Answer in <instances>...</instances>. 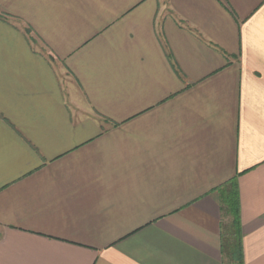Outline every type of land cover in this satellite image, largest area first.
<instances>
[{"label":"crops","instance_id":"0c3cea01","mask_svg":"<svg viewBox=\"0 0 264 264\" xmlns=\"http://www.w3.org/2000/svg\"><path fill=\"white\" fill-rule=\"evenodd\" d=\"M0 264H264V0H0Z\"/></svg>","mask_w":264,"mask_h":264},{"label":"trees","instance_id":"16d2710c","mask_svg":"<svg viewBox=\"0 0 264 264\" xmlns=\"http://www.w3.org/2000/svg\"><path fill=\"white\" fill-rule=\"evenodd\" d=\"M232 190H229L228 193L225 194V205L227 207V212H229L233 218V225L237 224L238 218H237V208H236V187L235 184H232ZM234 225V226H235ZM232 236H236L237 242H238V235L237 232H233ZM237 247V245H236ZM234 254L238 253V248L235 249V251L233 252Z\"/></svg>","mask_w":264,"mask_h":264},{"label":"rangeland","instance_id":"374dc122","mask_svg":"<svg viewBox=\"0 0 264 264\" xmlns=\"http://www.w3.org/2000/svg\"><path fill=\"white\" fill-rule=\"evenodd\" d=\"M227 214V211H226ZM229 225V224H227ZM223 252L225 257V262L230 261L231 255H234V251L236 249L237 245V239L236 236H232L228 231L226 230V223L223 224Z\"/></svg>","mask_w":264,"mask_h":264}]
</instances>
